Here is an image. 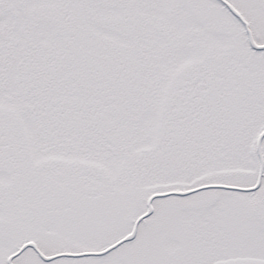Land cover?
Segmentation results:
<instances>
[{
  "label": "snow or ice",
  "instance_id": "snow-or-ice-1",
  "mask_svg": "<svg viewBox=\"0 0 264 264\" xmlns=\"http://www.w3.org/2000/svg\"><path fill=\"white\" fill-rule=\"evenodd\" d=\"M0 264H264V0H0Z\"/></svg>",
  "mask_w": 264,
  "mask_h": 264
}]
</instances>
